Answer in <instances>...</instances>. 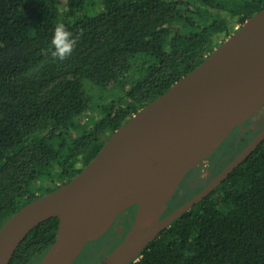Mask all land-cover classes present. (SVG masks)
Instances as JSON below:
<instances>
[{
    "label": "trees",
    "instance_id": "trees-1",
    "mask_svg": "<svg viewBox=\"0 0 264 264\" xmlns=\"http://www.w3.org/2000/svg\"><path fill=\"white\" fill-rule=\"evenodd\" d=\"M262 9L264 0H0V229L77 176L119 127ZM61 23L76 40L63 61L52 58ZM126 78L125 97L82 124L83 81L107 88ZM255 135L248 129L237 152ZM231 148L223 143L208 158L233 159ZM195 194L178 205L174 194L163 216ZM57 228L58 218L36 225L8 264L40 261ZM106 242L87 243L89 254L100 252L93 263L114 249L101 253ZM128 264H264V141Z\"/></svg>",
    "mask_w": 264,
    "mask_h": 264
},
{
    "label": "water",
    "instance_id": "water-1",
    "mask_svg": "<svg viewBox=\"0 0 264 264\" xmlns=\"http://www.w3.org/2000/svg\"><path fill=\"white\" fill-rule=\"evenodd\" d=\"M244 37L253 43L254 54L249 61L239 64L232 60L231 50ZM263 105L264 9L237 28L200 65L119 127L77 176L17 211L0 229V264H8L28 233L50 218H58L56 237L38 264H73L92 240L95 224L103 218L99 210L113 199L128 174L176 146L217 139L210 150L188 158L170 175L169 181L176 191L194 167L211 156ZM263 141L264 128L198 193L163 216L172 195L158 221L123 243L128 232L96 263L110 258L109 264H115L138 245L142 246L140 253L159 232L214 191ZM134 204L137 203L119 204L113 216ZM118 246L120 249L115 251Z\"/></svg>",
    "mask_w": 264,
    "mask_h": 264
},
{
    "label": "bare ground",
    "instance_id": "bare-ground-1",
    "mask_svg": "<svg viewBox=\"0 0 264 264\" xmlns=\"http://www.w3.org/2000/svg\"><path fill=\"white\" fill-rule=\"evenodd\" d=\"M253 54V43L249 37H244L231 50L232 60L239 64L249 61ZM216 142L217 139L200 140L176 146L169 152L157 155L150 162H146L128 174L127 179L118 186L113 199L99 210L103 218L95 224L90 237L97 238L102 234L109 226L115 208L123 202H136L138 204L134 224L123 243L153 225L158 221L167 201L175 192V185L169 181L170 175L185 160L196 154L207 152ZM120 246L115 251L119 250ZM141 247V245L136 246L115 264H124L133 256H136ZM108 259L110 258L96 264H109Z\"/></svg>",
    "mask_w": 264,
    "mask_h": 264
},
{
    "label": "rangeland",
    "instance_id": "rangeland-1",
    "mask_svg": "<svg viewBox=\"0 0 264 264\" xmlns=\"http://www.w3.org/2000/svg\"><path fill=\"white\" fill-rule=\"evenodd\" d=\"M230 37V36H229ZM227 39V38H226ZM225 39V40H226ZM132 79L126 78L124 82H119L111 87H100L92 84L89 81H83V89L86 95L89 97V108L84 114V118H82V124H86L91 126L94 122L98 121L102 116L104 109L110 106L112 103H116L119 100L123 99L132 84ZM264 128V105L263 107L257 111L252 117L251 122L246 126H242L237 131H234L224 142L226 148H231V152L238 153L240 139L243 134L249 129L253 130L255 134L261 131ZM222 146V145H221ZM220 148V147H219ZM219 154L217 153L212 158H207L202 160L193 171H190L177 186L174 194H178L176 199H174V204L178 205L181 201L182 196L184 197L185 193L189 192L191 194H195L197 190L201 187H204L208 184V182L213 179L217 173H219L228 163L230 157L228 155H224L218 163H214L216 159H218ZM173 194V195H174ZM111 245V244H110ZM105 247V252L111 249V246ZM88 245L85 247L83 254V258L81 264H92L96 258L97 254L93 253V255L89 254L90 249H87ZM80 255V256H81ZM79 256V257H80ZM78 257V258H79ZM78 258L75 263L79 264ZM36 261V260H35ZM36 262L35 264H38Z\"/></svg>",
    "mask_w": 264,
    "mask_h": 264
},
{
    "label": "crops",
    "instance_id": "crops-1",
    "mask_svg": "<svg viewBox=\"0 0 264 264\" xmlns=\"http://www.w3.org/2000/svg\"><path fill=\"white\" fill-rule=\"evenodd\" d=\"M131 207H133V205L127 207L123 212H120L119 214L113 216L109 226L102 232V234L97 238H92L93 241H98V240H103V239L107 241L106 245H104L103 247V253L105 252L104 250L105 247L109 246L110 244H111L110 245L111 248L119 244L118 242H120L132 228L134 221H135L136 213H135V216L132 222L131 220L127 221L129 217V214L127 215V212H128L127 210L129 209V211H131L130 210ZM125 232L126 234L124 235Z\"/></svg>",
    "mask_w": 264,
    "mask_h": 264
},
{
    "label": "clouds",
    "instance_id": "clouds-1",
    "mask_svg": "<svg viewBox=\"0 0 264 264\" xmlns=\"http://www.w3.org/2000/svg\"><path fill=\"white\" fill-rule=\"evenodd\" d=\"M76 40L72 38V34L61 23L58 24L53 33L52 39V58L63 61L71 56L75 47Z\"/></svg>",
    "mask_w": 264,
    "mask_h": 264
},
{
    "label": "flooded vegetation",
    "instance_id": "flooded-vegetation-1",
    "mask_svg": "<svg viewBox=\"0 0 264 264\" xmlns=\"http://www.w3.org/2000/svg\"><path fill=\"white\" fill-rule=\"evenodd\" d=\"M238 153H239V152H238ZM238 153H236V155H237ZM236 155H235V156H236ZM235 156H234V157H235ZM229 160L231 161L232 159H229ZM230 161H229V162H230ZM193 169H195V167H194ZM193 169H192V170H193ZM192 170H191V171H192ZM182 197H183V196H182ZM131 209H132V207L130 208V210H131ZM127 211H128V212H127V215L129 214V217H128L127 221H129V220H131V219H130V218H131V211H129V209H128ZM126 223H127V222H126ZM125 225H126V224H125ZM125 225H124V226H125ZM99 254H100V252L97 253V257H99ZM103 254H104V253H103ZM91 255H93V253H92Z\"/></svg>",
    "mask_w": 264,
    "mask_h": 264
}]
</instances>
